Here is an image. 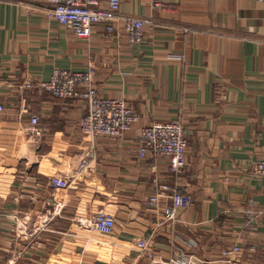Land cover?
Returning a JSON list of instances; mask_svg holds the SVG:
<instances>
[{"label":"crops","instance_id":"0c3cea01","mask_svg":"<svg viewBox=\"0 0 264 264\" xmlns=\"http://www.w3.org/2000/svg\"><path fill=\"white\" fill-rule=\"evenodd\" d=\"M48 6L0 0V264H225L222 252L236 246L231 264H264V177L254 170L264 154V3L121 0L122 14L152 21L133 45L102 26L75 37L48 18ZM91 61L99 96L139 115L120 138L81 135L85 101L23 87L56 69L85 72ZM156 122L184 128L178 177L170 159L138 155L139 130ZM85 157L88 168L70 188L51 185ZM173 189L190 202L165 223ZM154 194L160 204L150 206ZM54 211L36 230L37 217ZM99 212L115 219L109 235L84 225Z\"/></svg>","mask_w":264,"mask_h":264},{"label":"built area","instance_id":"2783aa9c","mask_svg":"<svg viewBox=\"0 0 264 264\" xmlns=\"http://www.w3.org/2000/svg\"><path fill=\"white\" fill-rule=\"evenodd\" d=\"M49 5L46 15L56 21L75 37L89 39L97 26H102L108 35L124 37L129 45L141 44L145 39L146 27L152 24L151 19L122 14L120 12L121 0H45ZM264 3V0H258ZM160 7L159 3L155 4ZM185 32L188 29H184ZM96 66L91 61L85 72H71L69 70L56 69L48 80L29 78L23 87L37 89L51 94L61 100L81 99L87 104V113L78 121V129L84 137L105 136L120 138L129 131L139 120L136 111L127 107L123 100L99 96L94 86ZM6 107L0 103V114ZM30 124L33 131L37 132L39 124L35 115L30 116ZM38 133V132H37ZM138 155L144 159L148 155L157 158L170 159V172L178 177L187 165L186 151L187 141L185 131L179 122H156L142 127L138 133ZM87 157L81 159L78 167L66 178L56 175L51 180L55 188L67 190L77 177L88 168ZM255 174L264 177V154L255 165ZM162 191L169 190L166 186H160ZM190 202L188 195L173 189L171 202L162 207V218L165 223L177 221V213ZM160 204L159 194L149 197L148 205ZM57 212H47L39 215L36 230L45 228ZM91 231L109 235L114 231L115 219L106 212H99L84 223ZM139 252L149 258H153V252L145 241L135 244ZM240 252L238 246L224 250L222 261L225 264L233 262V255ZM168 264H199L191 257H174Z\"/></svg>","mask_w":264,"mask_h":264}]
</instances>
